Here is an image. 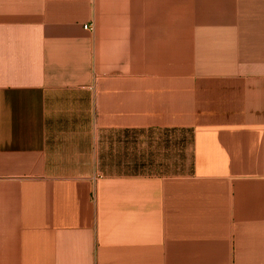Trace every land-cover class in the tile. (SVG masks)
<instances>
[{
    "label": "crops",
    "instance_id": "crops-1",
    "mask_svg": "<svg viewBox=\"0 0 264 264\" xmlns=\"http://www.w3.org/2000/svg\"><path fill=\"white\" fill-rule=\"evenodd\" d=\"M0 264H264V0H0Z\"/></svg>",
    "mask_w": 264,
    "mask_h": 264
},
{
    "label": "built area",
    "instance_id": "built-area-1",
    "mask_svg": "<svg viewBox=\"0 0 264 264\" xmlns=\"http://www.w3.org/2000/svg\"><path fill=\"white\" fill-rule=\"evenodd\" d=\"M85 28L86 29H89V30H92V27L91 26H86Z\"/></svg>",
    "mask_w": 264,
    "mask_h": 264
}]
</instances>
